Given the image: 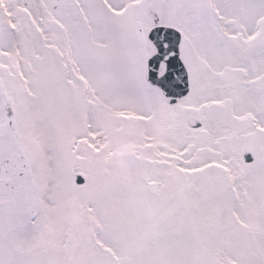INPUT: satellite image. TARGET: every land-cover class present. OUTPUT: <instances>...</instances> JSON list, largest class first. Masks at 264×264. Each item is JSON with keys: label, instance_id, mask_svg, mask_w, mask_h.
<instances>
[{"label": "snow or ice", "instance_id": "obj_1", "mask_svg": "<svg viewBox=\"0 0 264 264\" xmlns=\"http://www.w3.org/2000/svg\"><path fill=\"white\" fill-rule=\"evenodd\" d=\"M0 264H264V0H0Z\"/></svg>", "mask_w": 264, "mask_h": 264}]
</instances>
